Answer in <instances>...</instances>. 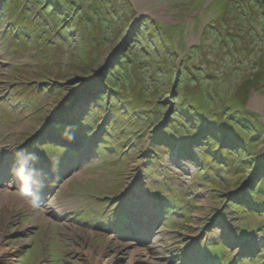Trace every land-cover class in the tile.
<instances>
[{
  "label": "rangeland",
  "instance_id": "1",
  "mask_svg": "<svg viewBox=\"0 0 264 264\" xmlns=\"http://www.w3.org/2000/svg\"><path fill=\"white\" fill-rule=\"evenodd\" d=\"M0 264H264V3L0 0Z\"/></svg>",
  "mask_w": 264,
  "mask_h": 264
},
{
  "label": "clouds",
  "instance_id": "2",
  "mask_svg": "<svg viewBox=\"0 0 264 264\" xmlns=\"http://www.w3.org/2000/svg\"><path fill=\"white\" fill-rule=\"evenodd\" d=\"M16 153L17 163L11 169L12 175L24 187L25 198L31 197L35 203L38 199L40 189L43 187V179L33 163L37 159L34 153H27L23 149H12Z\"/></svg>",
  "mask_w": 264,
  "mask_h": 264
},
{
  "label": "bare ground",
  "instance_id": "3",
  "mask_svg": "<svg viewBox=\"0 0 264 264\" xmlns=\"http://www.w3.org/2000/svg\"><path fill=\"white\" fill-rule=\"evenodd\" d=\"M95 140H96L95 138L92 139V142ZM65 141L68 142V139L65 138ZM68 143L72 145V143H70V142H68ZM36 167H38V166H36ZM12 168H13L12 166H8L6 169L10 170ZM38 169H41V168H38ZM47 178L51 180V177H49L48 175H47ZM15 188H16V185L13 184V185H11L10 189L13 190ZM135 196L139 197L140 194L137 192V193H135ZM141 203H143V202H141ZM142 206H143V204H137L135 206H132V208H131V206H130V208L128 207L127 217L131 221L136 222L137 224H139L141 226L147 227L150 230L155 225L154 223L156 221L157 216L154 215V212H153L154 209L148 208L147 210L146 209L141 210ZM135 217L140 219V220H136ZM141 220H142V222H141Z\"/></svg>",
  "mask_w": 264,
  "mask_h": 264
},
{
  "label": "trees",
  "instance_id": "4",
  "mask_svg": "<svg viewBox=\"0 0 264 264\" xmlns=\"http://www.w3.org/2000/svg\"><path fill=\"white\" fill-rule=\"evenodd\" d=\"M241 112V111H240ZM242 114L241 115H243V116H245L246 118V120L248 121V116H246L244 113H246V111H244V112H241ZM252 113V112H251ZM253 120H255L254 118H253ZM249 122H251V121H249ZM247 123L246 124V127L245 128H242V129H244V131H249V132H251L252 131V133L255 131V125L253 124L254 122L252 121V123L250 124V123ZM239 123V122H238ZM241 123H243V122H241ZM131 134V133H130ZM254 135V134H253ZM123 138H125V137H123ZM121 160V159H120Z\"/></svg>",
  "mask_w": 264,
  "mask_h": 264
},
{
  "label": "water",
  "instance_id": "5",
  "mask_svg": "<svg viewBox=\"0 0 264 264\" xmlns=\"http://www.w3.org/2000/svg\"><path fill=\"white\" fill-rule=\"evenodd\" d=\"M261 1L264 3V0H261ZM136 25H138V24L137 23H133L132 24V28L136 27ZM118 48L119 49H118L117 53H115L116 55L114 54V56L109 60V62L112 61L114 58H117L118 59L119 52L122 51V50L125 52L126 49H127V47H124L123 45L119 46ZM105 67H108V66H105ZM145 243L148 244L149 243V240L146 239L145 240Z\"/></svg>",
  "mask_w": 264,
  "mask_h": 264
},
{
  "label": "flooded vegetation",
  "instance_id": "6",
  "mask_svg": "<svg viewBox=\"0 0 264 264\" xmlns=\"http://www.w3.org/2000/svg\"><path fill=\"white\" fill-rule=\"evenodd\" d=\"M260 3H262V1L261 0H258Z\"/></svg>",
  "mask_w": 264,
  "mask_h": 264
}]
</instances>
